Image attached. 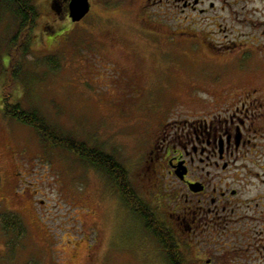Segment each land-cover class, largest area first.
<instances>
[{"label": "rangeland", "instance_id": "374dc122", "mask_svg": "<svg viewBox=\"0 0 264 264\" xmlns=\"http://www.w3.org/2000/svg\"><path fill=\"white\" fill-rule=\"evenodd\" d=\"M33 1L40 16L27 58L12 49L17 20L0 13V264H169L111 177L6 117L2 93L13 88V97L60 133L113 155L136 196L151 207L153 187L142 180L150 138L163 122L200 112V97L210 98L213 84L232 71L218 63L208 42L219 47L233 41L240 48L245 39L233 32L255 29V15L246 12L249 21L240 7L217 10L229 27L227 38L164 40L146 21L154 13V23H167L172 11L185 19L183 1L91 0L92 10L79 23L69 10L55 13L59 0ZM182 24L175 29L190 31ZM53 56L58 69L49 61ZM5 215L20 218L23 237L7 233ZM263 234L253 246H239L251 247L243 257L228 254L220 264H264Z\"/></svg>", "mask_w": 264, "mask_h": 264}, {"label": "flooded vegetation", "instance_id": "af4514ba", "mask_svg": "<svg viewBox=\"0 0 264 264\" xmlns=\"http://www.w3.org/2000/svg\"><path fill=\"white\" fill-rule=\"evenodd\" d=\"M163 1L169 2L154 3ZM180 1L184 2L180 11L186 13L185 19L172 11L170 20L162 23L167 26H163L154 23L153 13L146 21L153 35L164 40L165 36L172 39L186 34L196 40L219 34L227 38L229 27H224L217 10L228 12L238 7L245 20H249L246 12H253L255 29L231 30L245 39L240 48L233 41L219 47L208 42L213 54L221 57L218 63L232 71L213 84L210 98L200 97L197 115L163 122L150 138L149 165L142 180L143 185L153 187L148 192L153 197L151 222L158 233L171 238L170 247L165 248L161 238L148 228L149 222L137 216L167 256L172 252L174 260L167 258L169 264H220L228 254H238L235 258L239 259L245 250L243 244L253 246L263 234L264 0H219L218 4L217 0ZM68 3L65 0L66 7ZM61 12L63 9L57 14ZM199 19L204 24L197 23ZM181 23L190 31L176 30ZM164 29L167 33H159ZM207 252L215 258H204Z\"/></svg>", "mask_w": 264, "mask_h": 264}, {"label": "trees", "instance_id": "16d2710c", "mask_svg": "<svg viewBox=\"0 0 264 264\" xmlns=\"http://www.w3.org/2000/svg\"><path fill=\"white\" fill-rule=\"evenodd\" d=\"M65 5V0H59V8H54L55 13L60 12V10L62 11V9L63 12H67L68 8ZM3 11L9 13L13 20H17L18 24V30L11 41L12 49L20 50V52H22V57L27 58L31 51L32 43L34 42L32 33L39 20L40 8L34 4L33 0H0V13ZM49 61L52 67L58 69L59 61L56 57H51ZM6 88L7 89L4 91L8 90V92L2 93L6 117H11L18 123L20 122L28 127H32L51 147L64 148L71 153H76L83 161L103 170L106 175L111 177L116 187L119 188L121 197H123L128 207L138 213L143 220L149 222L148 228L151 230L153 229L156 235L161 238L165 248L170 247L171 238H169L168 235L166 236L158 233L154 223L151 222V212L153 209L149 207V205H146L141 198L139 199L138 196H136L134 187L130 184V176L127 174L124 165L119 163L113 155L103 152L98 147H91L86 142L78 141L77 138L70 134L60 133L55 126L47 122L44 115L40 114L37 109H27V107L22 105L17 99V96L13 97L9 91L13 88L9 89V86H6ZM13 93L15 94V91ZM2 223L7 233H14L19 238L25 235V226L19 217L15 215H5L2 218ZM168 255L171 261L174 260L172 252Z\"/></svg>", "mask_w": 264, "mask_h": 264}, {"label": "water", "instance_id": "95a60500", "mask_svg": "<svg viewBox=\"0 0 264 264\" xmlns=\"http://www.w3.org/2000/svg\"><path fill=\"white\" fill-rule=\"evenodd\" d=\"M69 17L73 23H79L89 15L91 0H69Z\"/></svg>", "mask_w": 264, "mask_h": 264}]
</instances>
